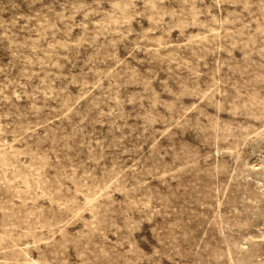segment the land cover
I'll return each instance as SVG.
<instances>
[{
  "label": "rangeland",
  "instance_id": "obj_1",
  "mask_svg": "<svg viewBox=\"0 0 264 264\" xmlns=\"http://www.w3.org/2000/svg\"><path fill=\"white\" fill-rule=\"evenodd\" d=\"M0 264H264V0H0Z\"/></svg>",
  "mask_w": 264,
  "mask_h": 264
}]
</instances>
